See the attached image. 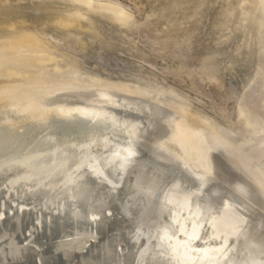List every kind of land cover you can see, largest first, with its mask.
Returning <instances> with one entry per match:
<instances>
[{"label":"bare ground","instance_id":"bare-ground-1","mask_svg":"<svg viewBox=\"0 0 264 264\" xmlns=\"http://www.w3.org/2000/svg\"><path fill=\"white\" fill-rule=\"evenodd\" d=\"M67 1L56 27L133 22L111 0ZM242 6L261 34L238 134L171 88L84 76L42 33L0 36V264H264V0Z\"/></svg>","mask_w":264,"mask_h":264},{"label":"rangeland","instance_id":"rangeland-1","mask_svg":"<svg viewBox=\"0 0 264 264\" xmlns=\"http://www.w3.org/2000/svg\"><path fill=\"white\" fill-rule=\"evenodd\" d=\"M111 1L131 12L133 22L119 26L91 13V24L65 29L50 19L55 11L72 8L66 0H0V36L21 29L42 33L57 47L60 60H71L84 76L171 88L188 100L189 116L208 117L238 134L237 99L260 63L259 24L245 21V0ZM66 32L82 44L75 49L55 44L52 38ZM49 130L34 129L28 137L37 139Z\"/></svg>","mask_w":264,"mask_h":264},{"label":"snow or ice","instance_id":"snow-or-ice-1","mask_svg":"<svg viewBox=\"0 0 264 264\" xmlns=\"http://www.w3.org/2000/svg\"><path fill=\"white\" fill-rule=\"evenodd\" d=\"M197 239H200L199 237H197Z\"/></svg>","mask_w":264,"mask_h":264}]
</instances>
